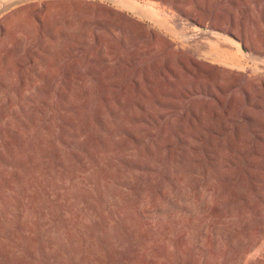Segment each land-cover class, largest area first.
Here are the masks:
<instances>
[{
	"label": "rangeland",
	"instance_id": "1",
	"mask_svg": "<svg viewBox=\"0 0 264 264\" xmlns=\"http://www.w3.org/2000/svg\"><path fill=\"white\" fill-rule=\"evenodd\" d=\"M0 264H264V0H0Z\"/></svg>",
	"mask_w": 264,
	"mask_h": 264
},
{
	"label": "bare ground",
	"instance_id": "2",
	"mask_svg": "<svg viewBox=\"0 0 264 264\" xmlns=\"http://www.w3.org/2000/svg\"><path fill=\"white\" fill-rule=\"evenodd\" d=\"M130 6H131V5H130ZM185 25H186V24H185ZM202 25H203V24H202ZM198 29H199V28H198ZM205 31H206V30H205ZM205 31H204V32H205ZM181 33H182V32H181ZM184 33H185V32H184ZM187 34H188V33H187ZM198 34H200V32H198ZM203 34L205 35V33H203ZM188 37H189V36H188ZM251 53H252V52H251ZM251 53H250V54H251ZM248 54H249V53H248ZM244 55H245V54H244ZM245 57H246V55H245ZM246 58H247V57H246ZM248 58H249V56H248ZM251 59H252V58H251ZM256 59H258V58L256 57ZM255 61H256V60H255ZM257 67H258V66H257Z\"/></svg>",
	"mask_w": 264,
	"mask_h": 264
}]
</instances>
